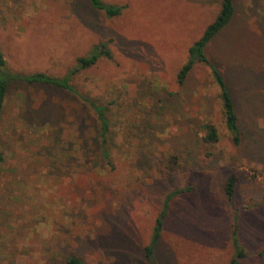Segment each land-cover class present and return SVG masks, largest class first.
Returning a JSON list of instances; mask_svg holds the SVG:
<instances>
[{"label":"rangeland","instance_id":"rangeland-1","mask_svg":"<svg viewBox=\"0 0 264 264\" xmlns=\"http://www.w3.org/2000/svg\"><path fill=\"white\" fill-rule=\"evenodd\" d=\"M102 2L127 8L108 18L89 0H0L9 74L65 77L97 44L113 54L73 75L77 93L10 82L0 264H231L242 251L239 264H264V0H234L235 16L205 48L234 100L238 144L210 67L178 84L223 0ZM86 98L109 107L108 159ZM205 124L218 142L203 140Z\"/></svg>","mask_w":264,"mask_h":264},{"label":"trees","instance_id":"trees-1","mask_svg":"<svg viewBox=\"0 0 264 264\" xmlns=\"http://www.w3.org/2000/svg\"><path fill=\"white\" fill-rule=\"evenodd\" d=\"M89 1L90 5L92 6V8H94V10L98 12H104L108 18H115L121 16L123 11L127 8L126 6L118 7L107 5L102 2V0ZM235 12L236 10L234 6V0H223L222 9L217 18L206 28L203 36L199 40H197L189 49V60L182 67L181 71L178 74V84L184 85L190 73L199 63L209 66L216 81V84L218 85L220 90L219 96L222 101L227 128L230 133H235L234 142L238 144L240 141V127L238 116L235 110L234 100L229 92V89L225 83L222 74L212 66L205 54L206 46L230 23L232 18L235 16ZM102 58H107L110 60L113 58V54L109 49V43H100L95 45L92 48V52L90 53V55L78 59L77 67L72 70L67 76L50 77L44 73H36L31 75H21L12 73L9 74L5 70H3V68H5L6 66V62L3 58L2 53L0 52V122L2 120L4 104L8 94L9 84L11 81L20 80L28 84H45L59 90L77 93L75 87L71 84L73 75H76L79 71H84L92 68L93 66L98 64V62ZM84 100L87 102V106L89 107L91 112H93L94 117L99 123L98 140L102 148V157L108 159L110 155L109 151L107 150V145L111 125V121L108 116L109 107L108 105H103L102 103H99L98 101L91 98H86ZM204 130L205 135L203 136V140L206 143H216L219 141V133L214 125L205 124ZM4 160L5 158L3 152H1L0 150V164L4 162ZM238 182L239 178L236 174L230 175V177L227 179L225 192L229 200H232L234 198ZM163 217L164 215H162L161 218ZM161 228L162 220L159 219L155 228L154 242L160 238ZM233 236L234 246L236 248H239L237 226L233 230ZM237 254L238 256L232 260L231 264H239V260L245 257L243 251L237 252ZM147 255L151 261L152 251L150 248L147 249ZM65 264H84V262L79 257L70 256L65 261ZM153 264L156 263L154 262Z\"/></svg>","mask_w":264,"mask_h":264}]
</instances>
